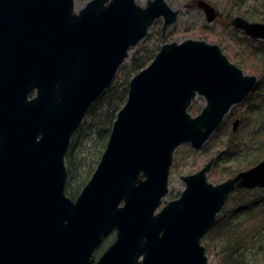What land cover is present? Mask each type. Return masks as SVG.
I'll return each instance as SVG.
<instances>
[{"label":"water","instance_id":"1","mask_svg":"<svg viewBox=\"0 0 264 264\" xmlns=\"http://www.w3.org/2000/svg\"><path fill=\"white\" fill-rule=\"evenodd\" d=\"M198 5L211 21L214 8ZM178 12L165 0H0V264H91L112 229L97 264H211L201 238L234 189L264 187V158L217 184L210 159L161 203L175 149H200L256 84L216 44L164 43L130 78L90 178L65 194V154L88 107L152 22L163 17L164 32ZM231 24L264 42L263 22Z\"/></svg>","mask_w":264,"mask_h":264},{"label":"rangeland","instance_id":"2","mask_svg":"<svg viewBox=\"0 0 264 264\" xmlns=\"http://www.w3.org/2000/svg\"><path fill=\"white\" fill-rule=\"evenodd\" d=\"M86 1L88 0H75V4L76 6H82ZM135 1L138 5L145 6L149 0ZM165 1L172 9L179 11L177 21L168 28L163 37L160 36V21L153 24V26L148 29L147 35L134 46L129 48L128 56L120 66V71L118 70L114 77L115 80L119 81L123 74L128 71V68L130 69L133 59H136L139 64H141V67L139 68V70H141L151 62L162 44L172 41L180 42L183 39L192 38L198 40L202 39L208 43L218 45L227 59L239 67L244 74L256 75L257 82L255 84L256 89L251 90L243 101L235 104L229 110L222 123L211 134L210 138L200 149L195 150L188 143H183L175 149L168 175V193L162 200L161 205L176 198L183 190L184 183L181 180L182 175L197 172L210 159H214V161L212 162L211 171L206 174V179L212 184H217L232 177L238 171L255 165L264 158L263 156L262 158L257 159L247 167L242 166L241 161H244V159L249 160L252 155L256 154L255 148H252V150L249 151L251 156L246 158L241 156L247 152L244 149H239L241 154L234 151L227 155L226 159H220V156L218 157L219 153L224 154L225 147L223 146L228 144L229 141H236L238 139L249 140L248 138L253 130L252 122H254L259 116L256 112H252V119L250 118L246 120V118H248L246 113L247 106L250 104L255 105L256 103H264V99H260L262 92H264V45L262 46L260 41L256 39L247 38L245 40L242 36L243 34L236 29H233L229 24V21L226 20L234 16H243L250 19V21L264 22V0H208L215 5L220 15L223 18L225 17L226 22H207L203 11L196 7V5L189 9L187 8V5H190L193 0ZM249 68H251V71L248 70ZM134 74L136 73L132 72L131 77ZM259 91L261 94L258 93ZM204 104L205 99L202 96L197 95L189 105L188 111L192 115H196L200 112ZM103 109L102 105L97 106L96 116H93V119H91L87 114L83 120L84 122H93L96 126L95 131L97 134L89 131L81 133L76 137L74 135V138L69 145V148L72 146V150L67 152L70 153V157L65 158L67 159L65 162L66 168L71 170V173L67 175L65 193L66 190L74 191V195H72L73 198L78 195L82 186L90 178L98 159L100 158L101 152L104 149V145L106 144L108 136L107 132H104V130H106L104 128L106 127V121L104 115H102ZM261 111L264 112L263 108ZM260 118L263 119L264 116H260ZM235 119L238 121L236 128L233 129V123L236 121ZM248 131H250V133H248ZM98 132H101V135L98 134ZM249 153L247 155H249ZM248 190L249 192H247L245 196L250 199L249 201L252 200L259 206L264 199V187ZM234 192L235 191L230 194L227 201L230 205L235 202L234 205L238 206L239 194ZM243 217L244 215H240L239 219H242ZM112 240L113 235L107 236L104 238L101 246H107ZM251 240L252 242L249 240L247 249L248 258L246 264H259L262 262L264 253V230L259 236H256ZM207 243V240H201V244L203 245L207 256V262L211 264H220L218 261L219 256L216 255L220 246L216 241L211 243V245H208Z\"/></svg>","mask_w":264,"mask_h":264},{"label":"trees","instance_id":"3","mask_svg":"<svg viewBox=\"0 0 264 264\" xmlns=\"http://www.w3.org/2000/svg\"><path fill=\"white\" fill-rule=\"evenodd\" d=\"M243 38L245 40L247 39L245 37ZM140 67L141 64H139L136 59H133L130 65V69L128 68V71L123 74L119 81L113 79L112 83L103 90L100 96L89 106L86 112V116L88 114L89 117L93 119V116H96L97 106L102 105V108H104L102 111V115H104V119L106 121V127H104L106 130H104V132H107V136L109 135L110 128L113 120L115 119L117 111L125 102L128 80L131 77L132 72L137 73ZM248 70L251 71V68H249ZM252 70L255 71L254 69ZM258 93L261 94L260 91ZM262 94L260 99H264V92H262ZM262 108L264 110V103H256L255 105L250 104L249 106H247L246 113L248 115V118H246V120L251 118L252 112H256L259 116L254 122H252L253 130L251 129L252 133L248 138L249 140L238 139L236 141H229L228 144L223 146L225 147L224 154H218V157L220 156V159H226L227 155L233 153L234 151L241 154L239 149H244L245 151H247L245 154L241 155L242 157H250L251 155L249 151H251L252 148H255L256 154L252 155L249 160L244 159V161H241L242 166L247 167L254 163L257 159L264 156V118H260V116H264V112L261 111ZM95 127L96 126L93 122L83 121L78 129L73 133L71 140H73L74 135L76 137L84 132L91 131L97 134V132L95 131ZM250 131H248V133H250ZM98 134L101 135V132H98ZM69 150H72V146L68 148L67 152H69ZM248 153L249 155H247ZM67 157H70V153H66L65 158ZM67 171V175L71 173V170L67 169ZM247 192H249L248 189L235 190L234 193L239 194L238 206L234 205L235 202L230 205L227 201V203L222 208V211L216 216V220L213 225L208 229V231L201 239L207 240L208 245H211V243H214L215 241L217 242V244L220 246V249L216 252V255L219 256L218 261L220 264H246L248 258L247 249L249 240L252 242L251 239L259 236L264 230V199L258 206L252 200L249 201L250 199L245 196ZM66 193L68 196L73 198L72 195H74V191L66 190ZM238 215H244V217L242 219H239ZM259 264H264V253L262 262Z\"/></svg>","mask_w":264,"mask_h":264},{"label":"flooded vegetation","instance_id":"4","mask_svg":"<svg viewBox=\"0 0 264 264\" xmlns=\"http://www.w3.org/2000/svg\"><path fill=\"white\" fill-rule=\"evenodd\" d=\"M198 1L199 0H193L192 1V3L190 4V5H187V8L189 9L190 7H194V5H196V7H198V8H200L202 11H203V13H204V16H205V19H206V21L207 22H212V21H216V22H220V21H225L226 19H225V17L223 18L221 15H220V13L217 11V9H216V7H215V5L212 3V2H210V1H208V0H203V1H205L206 3H208V4H210V6H212L213 8H214V10H213V12H212V14H213V18H212V20L211 21H209L208 20V14H207V12L205 11V9L204 8H202V7H199V5H198ZM263 11H264V5H263ZM179 13V12H178ZM177 17H178V15H177ZM234 17H236V16H234ZM234 17H232V18H230V19H228V20H226V21H229V24L232 26V24H231V21H232V19L234 18ZM240 17H243V16H240ZM244 19H246L247 21H249V22H260V21H250V19H248V18H246V17H243ZM160 21V23H161V27H160V36L161 37H163L164 35H165V33H166V31L168 30V28L172 25V24H174L176 21H177V18H176V20H175V22H173L172 24H170L169 26H167V28L165 29V31L164 32H162V26H163V17H157L153 22H152V24L148 27V29L150 28V27H152L153 26V24H155L156 22H159ZM225 21V22H226ZM264 23V22H263ZM232 28L233 29H236L237 31H239V32H241L243 35V37H245V38H250V37H248L247 35H245V33H244V31L243 30H241V29H237V28H234L233 26H232ZM148 29H147V33H148ZM147 33H146V35H147ZM145 35V36H146ZM144 36V37H145ZM143 37V38H144ZM142 38V39H143ZM141 39V40H142ZM187 39V38H186ZM250 39H256V40H259L260 41V44H262V46L264 45V42H263V40L262 39H258V38H250ZM184 40V39H183ZM200 40H202V39H200ZM253 41V40H252ZM178 42V41H177ZM168 43V42H167ZM163 45V44H162ZM161 45V46H162ZM263 48H264V46H263ZM263 54H264V50H263ZM257 82V81H256ZM253 89H255V86L253 87ZM252 89V90H253ZM250 93V92H249ZM34 94H35V92L33 91V92H31L30 93V95H29V97H32V96H34ZM200 96V95H199ZM203 97V96H202ZM204 98V97H203ZM195 99V98H194ZM193 99V100H194ZM243 101V100H242ZM238 104V103H237ZM224 119V118H223ZM236 120V119H235ZM114 121V120H113ZM223 121V120H222ZM113 123V122H112ZM222 123V122H221ZM220 123V124H221ZM111 127H112V125H111ZM217 129V128H216ZM110 130H111V128H110ZM110 133V132H109ZM109 136V135H108ZM108 139V138H107ZM103 151V150H102ZM102 153V152H101ZM213 161H214V159H212ZM211 168H212V165H211ZM249 168V167H248ZM248 168H246V169H248ZM245 170V169H244ZM210 171H211V169H210ZM209 171V172H210ZM240 171H242V170H240ZM239 172V171H238ZM237 172V173H238ZM236 173V174H237ZM192 174V173H191ZM188 175V174H187ZM235 175V174H234ZM233 175V176H234ZM182 176H185V175H182ZM232 176V177H233ZM207 180V179H206ZM184 183V182H183ZM254 188H258V187H254ZM252 189V188H251ZM168 193V192H167ZM181 193V192H180ZM180 195V194H179ZM179 195L176 197V198H178L179 197ZM166 196V195H165ZM164 196V197H165ZM176 198H173V199H171V200H174V199H176ZM164 199V198H163ZM170 201V200H169ZM168 202V201H167ZM166 202V203H167ZM165 203V204H166ZM164 205V204H163ZM109 235H113V240L107 245V246H101V244H102V242H103V240H104V238H106L107 236H109ZM115 235H116V231L114 230V229H112V230H110L109 232H108V234L103 238V240H102V242H101V244L98 246V247H96L95 248V250L93 251V254H92V259H93V261L91 262V264H97V260L102 256V254L108 249V247H109V245L114 241V239H115ZM141 259V257H139V260Z\"/></svg>","mask_w":264,"mask_h":264}]
</instances>
